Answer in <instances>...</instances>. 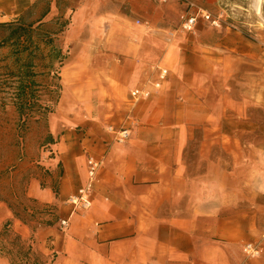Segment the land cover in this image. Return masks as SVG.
<instances>
[{
	"label": "crops",
	"instance_id": "1",
	"mask_svg": "<svg viewBox=\"0 0 264 264\" xmlns=\"http://www.w3.org/2000/svg\"><path fill=\"white\" fill-rule=\"evenodd\" d=\"M36 1L0 0V21L19 20ZM86 3L74 15L78 23L52 44L58 52L64 53L71 37L73 40ZM60 7L58 0H52L42 15L30 22L32 27L52 21L62 11ZM91 9L99 15L94 5ZM45 32L49 43L57 35L48 36V29ZM103 44L124 54V61L110 55L94 57L95 51L87 47L81 50L77 67L71 66L75 63L71 59L62 61L61 76L67 71L61 77L62 84L64 79L71 84L68 98L60 101L57 119L49 117L48 123H40L46 132L36 162L43 169V177L32 180L28 195L48 209L43 221L33 226L6 208L0 215V225L7 224L21 239L32 241L46 259L52 255L45 264H221V258L230 252L219 243L201 244L200 224H209L203 230L215 232L228 242L245 238L254 221L222 215L224 209L241 203L246 183L251 184L249 190L260 195L264 157L255 148L248 149V164L234 158L229 167L227 155L231 152L235 156L242 150L230 147L229 139L210 135L214 129L223 133L228 105L222 104L219 113L209 109L207 101L199 100L190 89L181 96L183 88L174 86L172 79H166L161 89L153 87L159 69L151 76V67L141 65V61L154 57L158 43L152 40L151 49L146 50L141 43H134L132 35L125 40L110 35ZM172 44L167 43L164 56L171 46L172 59L179 60ZM164 56L161 61L172 65ZM91 63L93 72L87 66ZM136 87L150 89L151 96L133 101L130 90ZM75 96L85 97L82 104L74 100ZM68 110L79 111L80 115L68 122L61 117L68 116L62 114ZM201 124L205 125V135L198 139L194 130ZM110 125L129 127V139L116 141L108 131ZM219 142L221 156L217 160L212 153L213 145ZM89 156L103 160L92 206L75 211L69 225L62 227L61 219L70 212L67 197L88 181ZM245 176L249 182H245ZM252 197L254 207V194ZM0 264H26V259L16 260L0 249Z\"/></svg>",
	"mask_w": 264,
	"mask_h": 264
},
{
	"label": "rangeland",
	"instance_id": "2",
	"mask_svg": "<svg viewBox=\"0 0 264 264\" xmlns=\"http://www.w3.org/2000/svg\"><path fill=\"white\" fill-rule=\"evenodd\" d=\"M51 1L37 0L17 21H0L7 23L0 26L1 216L4 209L9 208L14 216L33 226L43 221L48 209L28 195L32 180L43 177V169L36 162L39 149L44 147L40 141L46 132L40 123H48L49 117L57 119L58 112L61 113L60 103L68 98L70 80L64 79L65 90L61 81L67 73L63 71L61 76L66 60L71 59L75 62L71 66L77 67L78 56L87 47L89 51H95L94 57L110 55L114 60L124 61V54L104 46L103 42L110 35H115L117 40H125L132 35L134 43H141V48L144 46L145 49H151L153 40L158 43V48L153 49L154 57L140 59L141 65L151 67V76L156 74L159 66H163L169 70L167 80L172 79L174 86L183 88L181 96L184 90L190 89L199 100L207 101L209 109L218 113L222 104L228 105L226 118L222 120L223 133L214 129L210 135L229 139L230 147L242 150L235 156L231 152L227 155L229 167L234 158L248 164V149L255 148L264 157V0L260 2V13L257 11L258 0H58L62 11L41 27H32L30 22L42 15ZM187 1L194 5L188 6ZM83 2L87 3L81 15V25L73 33L69 46L64 48L65 52H58L52 44L78 23V17L75 16L74 20V15ZM93 5L95 11L99 10V15L93 13ZM200 9L220 18V25L215 26L199 15L195 30H183L182 16L186 10L199 12ZM20 24L26 28L25 34L20 38H10L11 29ZM46 29L50 31L48 36L57 34L50 43L46 40ZM167 43L176 46L179 60L172 59L171 46L164 56ZM59 56H62L61 60L57 59ZM163 56L172 65L163 63ZM87 66L90 72L94 71L93 63ZM84 98L75 96L74 100L82 104ZM62 114L68 115L61 116L63 119L72 122L80 112L68 110ZM204 127L201 124L195 128L194 135L198 139L205 135ZM196 147L198 150L199 143ZM212 155L214 159L220 158V142L213 145ZM260 168L264 174L263 159ZM261 179L259 196L249 190L251 184L246 183L247 190L242 193L241 203L223 211V218L235 215L244 222L254 221L255 226L246 230L244 239L228 242L215 232L203 230L210 227L209 224H200L202 229L198 235L202 238L201 244L219 243L230 252L221 258V264H264V175ZM245 182H249L247 176ZM252 194L255 196L254 207ZM15 232L7 224L0 225L2 251L16 260L20 257L26 259V264L50 262L52 255L46 259V254L36 250L32 241L21 239ZM250 242L260 250L256 257L244 252V245Z\"/></svg>",
	"mask_w": 264,
	"mask_h": 264
},
{
	"label": "built area",
	"instance_id": "3",
	"mask_svg": "<svg viewBox=\"0 0 264 264\" xmlns=\"http://www.w3.org/2000/svg\"><path fill=\"white\" fill-rule=\"evenodd\" d=\"M161 2H166L168 0H159ZM189 3L188 6H193L194 4L191 1H187ZM199 15L203 18L209 20L213 25H220V18L212 17L211 13L207 10L200 9L199 12L187 11L182 16V29L189 32L193 31L196 28ZM138 23H141V20H138ZM171 35L174 34L173 31L170 32ZM159 73L157 79L153 82V87L155 89H161L164 81H166L168 76V69L164 67H159ZM152 92L150 89L146 87H136L130 90V96L133 101L138 102L141 99L149 98ZM108 131L114 134L116 141L125 142L129 139L131 132L129 127H116L114 125L108 126ZM103 166V160L96 158L95 156H89L87 159V173H88V181L85 185L78 188L76 193L69 195L66 199L67 204L70 205L69 216L61 219V226L67 227L69 225V217L74 214L75 211L78 210H87L92 206V195L94 192V184L98 179V175L100 169ZM244 252L251 257H256L259 255L260 250L258 246L254 245V243H246L244 245Z\"/></svg>",
	"mask_w": 264,
	"mask_h": 264
},
{
	"label": "trees",
	"instance_id": "4",
	"mask_svg": "<svg viewBox=\"0 0 264 264\" xmlns=\"http://www.w3.org/2000/svg\"><path fill=\"white\" fill-rule=\"evenodd\" d=\"M7 23H0V26H6ZM26 32V28L23 25H18L16 27H13L10 31V38L17 37L20 38L23 36Z\"/></svg>",
	"mask_w": 264,
	"mask_h": 264
},
{
	"label": "bare ground",
	"instance_id": "5",
	"mask_svg": "<svg viewBox=\"0 0 264 264\" xmlns=\"http://www.w3.org/2000/svg\"><path fill=\"white\" fill-rule=\"evenodd\" d=\"M260 2H261V0H258V4H257V11H258V13L261 12V5H260ZM67 80H68V79H67Z\"/></svg>",
	"mask_w": 264,
	"mask_h": 264
}]
</instances>
